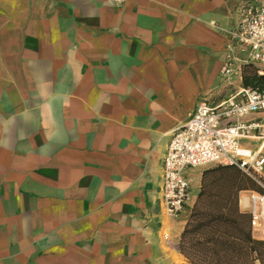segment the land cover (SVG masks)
Segmentation results:
<instances>
[{"label":"crops","instance_id":"crops-1","mask_svg":"<svg viewBox=\"0 0 264 264\" xmlns=\"http://www.w3.org/2000/svg\"><path fill=\"white\" fill-rule=\"evenodd\" d=\"M241 1L0 0V264H188L201 168L174 219L162 158L224 93L219 29Z\"/></svg>","mask_w":264,"mask_h":264},{"label":"built area","instance_id":"built-area-1","mask_svg":"<svg viewBox=\"0 0 264 264\" xmlns=\"http://www.w3.org/2000/svg\"><path fill=\"white\" fill-rule=\"evenodd\" d=\"M219 31L226 44L218 75L226 89L217 99L200 97L186 120L171 131L158 202L165 214L179 218L190 206L194 169L234 166L261 188L239 200L250 213L251 229L257 231L264 228V89L242 84V66L250 63L264 74V4L239 2L234 22ZM242 140H258L260 145L251 149Z\"/></svg>","mask_w":264,"mask_h":264},{"label":"trees","instance_id":"trees-1","mask_svg":"<svg viewBox=\"0 0 264 264\" xmlns=\"http://www.w3.org/2000/svg\"><path fill=\"white\" fill-rule=\"evenodd\" d=\"M242 84L262 90L264 74H258L252 64H244ZM215 166L213 168L228 167ZM208 170L211 168L204 172ZM240 189H243L242 185L232 183L225 192H211L202 181L178 243L179 252L188 264L261 263L264 241L252 237L250 213L238 207L237 194ZM260 191L259 186L256 192Z\"/></svg>","mask_w":264,"mask_h":264},{"label":"rangeland","instance_id":"rangeland-1","mask_svg":"<svg viewBox=\"0 0 264 264\" xmlns=\"http://www.w3.org/2000/svg\"><path fill=\"white\" fill-rule=\"evenodd\" d=\"M241 144L245 146H252L251 142L243 141V140L241 141ZM213 167H216V166L209 165L205 168L199 169L195 174H193V177H194L193 183H195L199 189L203 181V185H205V187L207 186V189H209L211 192H214V191H217V192L224 191L225 192L227 190V186L232 183H234V185L235 184L242 185L243 189H240L237 194L238 207L240 210H242L239 206V197L242 194V192L243 191L256 192L259 189V185L252 178L242 173L237 167H234V166H228L226 168H220V167L213 168ZM210 168L211 170L204 172L205 169H210ZM263 175H264V172H263ZM263 175H262V179H264ZM208 200L210 199H207L206 201ZM207 207H212V205L208 204ZM244 211H247V210H244ZM188 214H189V211H188ZM250 230H251V235L254 239L264 241V232L261 235L257 231H253L252 229ZM260 257H261V263L257 261L255 262V264H264V249L261 251Z\"/></svg>","mask_w":264,"mask_h":264}]
</instances>
